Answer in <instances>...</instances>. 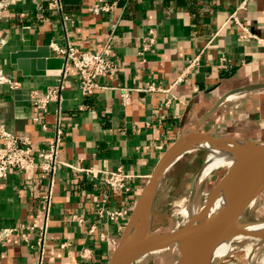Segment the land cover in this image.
<instances>
[{"label": "crops", "instance_id": "obj_1", "mask_svg": "<svg viewBox=\"0 0 264 264\" xmlns=\"http://www.w3.org/2000/svg\"><path fill=\"white\" fill-rule=\"evenodd\" d=\"M107 1L116 4L94 13L99 0H61V8L13 0L0 19V65L21 82L1 88L0 123L30 137L34 151L62 129L54 173L29 180L13 169L0 181V227H19L1 242L0 264H109L141 190L180 135L264 142V0L242 8L244 0ZM150 30L155 41L142 51ZM53 43L90 52L108 43L117 68L89 95L72 65L61 75L23 74L15 56L61 57ZM56 85L60 98L39 110L32 99ZM119 167L132 175L129 192L104 180Z\"/></svg>", "mask_w": 264, "mask_h": 264}, {"label": "water", "instance_id": "obj_2", "mask_svg": "<svg viewBox=\"0 0 264 264\" xmlns=\"http://www.w3.org/2000/svg\"><path fill=\"white\" fill-rule=\"evenodd\" d=\"M30 55L17 54L15 56L23 74L61 75L63 73L65 65L63 57L50 54L46 60L34 61L32 59L31 64L28 59ZM238 142L247 146V151L209 189L203 205L194 211L181 227L167 232H153L151 218L155 214L153 210L155 197L171 165L188 151L206 150L201 143L229 149L230 145ZM261 181H264V142L216 137L198 131L180 135L160 157L141 190L125 229L111 253L109 264H133L143 254L152 251L147 249L148 245L154 246L159 241L160 243L166 241L165 246L167 247L177 245L179 257L174 264H221L226 256L217 254L216 250L225 240L237 236L235 235L237 226L246 224L242 220L249 206L245 202V196L252 185ZM137 219L140 220L139 235L129 250L124 251L122 246L127 242L132 225ZM207 226H211L213 237L204 245L200 255L193 258L201 231Z\"/></svg>", "mask_w": 264, "mask_h": 264}, {"label": "built area", "instance_id": "obj_3", "mask_svg": "<svg viewBox=\"0 0 264 264\" xmlns=\"http://www.w3.org/2000/svg\"><path fill=\"white\" fill-rule=\"evenodd\" d=\"M13 0H0V19L3 17L4 11ZM247 0H244L239 8L246 5ZM49 4L53 8H61V0H49ZM116 2L109 3L107 0H99L92 8L94 13L108 11ZM237 18V11L233 13ZM148 43L143 46L142 51L151 49L155 41V32L150 30ZM3 39L0 37V45ZM57 54L65 59V70L69 65L76 68L80 83V88L85 95L92 94L98 87V78L114 73L117 65L114 61L115 52L106 44L102 50L90 52L82 50L78 47L68 45L61 47L55 43L52 44ZM21 82L13 75L7 73L0 65V91L3 86H8L12 89H18ZM62 85H56L49 89L48 93L43 96H35L32 103L41 111L47 110V105L51 100L60 98V89ZM151 84L149 89H154ZM123 96H127V91L124 89ZM34 122L42 123L44 129L47 128L40 115L33 117ZM62 141V129L57 128L55 134L49 139L48 146L44 149L34 151L30 137L20 135L9 130L3 123H0V181L5 180L10 171L17 169L22 171L29 180L36 178L37 173H54L58 167L59 159L58 152ZM132 175L125 172L122 168H117L113 171L106 172L105 182L114 191L129 192L132 189ZM103 214L104 211H101ZM105 214V213H104ZM106 214L114 217L117 214H122L120 211H107ZM37 224L21 225L20 228H34ZM19 227H0V244L11 235ZM42 238L40 237V240Z\"/></svg>", "mask_w": 264, "mask_h": 264}, {"label": "rangeland", "instance_id": "obj_4", "mask_svg": "<svg viewBox=\"0 0 264 264\" xmlns=\"http://www.w3.org/2000/svg\"><path fill=\"white\" fill-rule=\"evenodd\" d=\"M208 161V151L194 149L183 154L171 165L155 197V214L151 218L153 232H167L181 227L189 217L187 210H198L209 189L230 168L229 165L225 167L221 163L208 171ZM202 170L205 173L203 175ZM260 194L256 202L249 205L243 214V223L264 221V191ZM258 235L260 234L239 235L240 238L237 235L221 264H264V235ZM178 257L179 249L174 244L165 249L147 252L133 264H174Z\"/></svg>", "mask_w": 264, "mask_h": 264}, {"label": "bare ground", "instance_id": "obj_5", "mask_svg": "<svg viewBox=\"0 0 264 264\" xmlns=\"http://www.w3.org/2000/svg\"><path fill=\"white\" fill-rule=\"evenodd\" d=\"M201 144L206 148V151H208V153H209L208 171H209V169H211V168H213V167H215L221 163L225 164V167H226V165L227 166L229 165L231 167L247 151L246 150L247 146H245L243 143H240V142L230 145L228 147L229 149L224 148L222 146L216 147V146H213V145H210L207 143H201ZM202 173H204L203 170L201 172V175H203ZM201 175L199 176V178L201 177ZM262 191H264V181L255 183L248 190V192L245 196V202L248 203L249 205H252L260 197V195H261L260 193ZM189 204H190V202H189ZM187 211H188V216H190L196 210L189 209ZM185 214H186V212H185ZM139 221H140L139 219L134 221L132 228H131L130 236L127 238V242L122 246L124 251L129 250L132 243L135 241V239L139 235V227H138ZM235 233H236L235 235H238L239 238H240L239 235H246V234H248V235H254V234L264 235V221L249 222V223H246L244 225H239L236 227ZM212 237L213 236H212V232H211V226L204 227L201 231L200 239L197 242V244L195 245L193 258H196L200 255L201 251L204 248V245L207 242L211 241ZM263 239H264V237H263ZM234 240H235V238H232V239L230 238V239L225 240L223 243H221L218 246L216 253L219 255H225L226 256V253L229 252V249L231 248L230 246H232L231 243ZM165 243H167V242L165 241V242L160 243V241H159L158 244H156L154 246L148 245L147 249H151V250L165 249V248H167V246H165Z\"/></svg>", "mask_w": 264, "mask_h": 264}]
</instances>
